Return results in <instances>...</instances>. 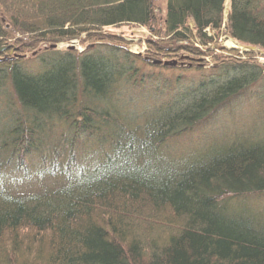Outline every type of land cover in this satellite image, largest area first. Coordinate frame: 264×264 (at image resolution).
<instances>
[{
    "label": "trees",
    "instance_id": "obj_1",
    "mask_svg": "<svg viewBox=\"0 0 264 264\" xmlns=\"http://www.w3.org/2000/svg\"><path fill=\"white\" fill-rule=\"evenodd\" d=\"M157 3L168 54L222 31L226 0H0L1 264H264V66L132 53L116 31ZM230 3V37L264 49V0ZM147 208L175 231L144 250Z\"/></svg>",
    "mask_w": 264,
    "mask_h": 264
},
{
    "label": "rangeland",
    "instance_id": "obj_2",
    "mask_svg": "<svg viewBox=\"0 0 264 264\" xmlns=\"http://www.w3.org/2000/svg\"><path fill=\"white\" fill-rule=\"evenodd\" d=\"M231 0H226L225 10H224V25L222 27V31L219 34H213L212 32L209 33L212 39L210 41H201V40H189L184 42L176 43L177 47H184L178 48V51L175 54L171 52L169 49L174 46V42L172 41L170 36H167L164 33V26H163V18L164 17V7L162 3L155 4L160 22L157 24H153L151 28H132V27H124L116 31L118 36L123 37L125 39V46L129 48V50L139 56H147L151 57L155 60L154 63H186L185 65H207V68H211L215 66L217 63H240V62H250L255 63L257 65L264 66V49L260 47L248 46L244 44H240L232 39L227 32V22L228 16L230 13L231 7ZM83 41L84 39H75L70 42H61L58 43V48H67L71 47L74 50L82 51L83 50ZM188 46V48H187ZM160 47H166V50ZM168 47V48H167ZM248 47L256 48L255 51L246 50ZM150 52V53H149ZM157 53V54H155ZM157 61V62H156ZM185 67V66H184ZM176 68V67H174ZM182 74L185 72L182 70ZM177 72V74L181 73ZM145 218H132L131 223L133 224L132 228L138 232L135 234L132 232L133 235H129L134 239L138 238V244L141 249L147 250L150 249L152 245L157 247H162L161 241L163 244L169 239V237L174 233L173 224H169L168 221L173 220L169 218H164V216H160L157 218L156 215L152 214L150 208L145 210ZM152 231H155L153 234ZM32 232H25L29 236H20L19 239L28 238L30 240H35L34 235L31 234ZM151 233V234H150ZM40 237V236H39ZM46 237V236H43ZM143 237V239H142ZM148 237L149 239H147ZM41 239L39 238L38 241L35 240L36 243H39ZM43 243V242H42ZM15 243L6 242L5 247L8 248V251H11V255L13 254L15 248ZM34 247V246H33ZM32 247V248H33ZM12 248V249H11ZM43 248V245H41ZM10 249V250H9ZM25 250V249H24ZM49 251L48 248L45 247L44 253L46 254ZM150 251V250H149ZM35 252V250H31V253ZM9 254V253H8ZM48 254V253H47ZM1 257L4 259V263L6 262L4 255L0 252ZM18 257H22V260H27L28 254L27 250L23 251L21 249H17ZM8 257V256H7ZM10 257V256H9ZM13 262H14V256ZM31 257V256H30ZM35 258V257H34ZM29 260V259H28ZM32 263V262H31ZM28 261V264H31ZM1 264V263H0Z\"/></svg>",
    "mask_w": 264,
    "mask_h": 264
},
{
    "label": "water",
    "instance_id": "obj_3",
    "mask_svg": "<svg viewBox=\"0 0 264 264\" xmlns=\"http://www.w3.org/2000/svg\"><path fill=\"white\" fill-rule=\"evenodd\" d=\"M53 47H56V46H53ZM5 50H7V48H2V49H0V54H2ZM246 50H251V51H255L256 50V48H254V47H248V48H246ZM7 57L5 58V59H3V61H7ZM2 61V60H1ZM156 64H160V63H156ZM166 65H168V66H176L177 65V63H167Z\"/></svg>",
    "mask_w": 264,
    "mask_h": 264
}]
</instances>
